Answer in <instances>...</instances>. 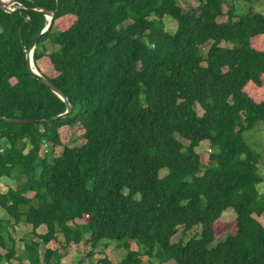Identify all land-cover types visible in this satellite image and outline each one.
Listing matches in <instances>:
<instances>
[{
    "label": "trees",
    "instance_id": "obj_1",
    "mask_svg": "<svg viewBox=\"0 0 264 264\" xmlns=\"http://www.w3.org/2000/svg\"><path fill=\"white\" fill-rule=\"evenodd\" d=\"M13 1L0 8V119L40 122L0 120V180L16 185L0 208L13 224L25 217L43 245L62 233L65 253L87 244L88 257L117 241L129 252L119 264H264L263 156L245 139L264 127V93L250 94L264 88V0L257 10L255 0ZM35 9L55 13L44 34ZM36 39V69L72 106L64 119L52 121L67 105L28 67ZM76 127L83 145L57 156L60 131ZM228 210L236 231L214 245ZM13 224L0 219V264H62L61 250L42 258L32 239L17 255ZM180 227L183 238L201 231L174 243Z\"/></svg>",
    "mask_w": 264,
    "mask_h": 264
},
{
    "label": "rangeland",
    "instance_id": "obj_2",
    "mask_svg": "<svg viewBox=\"0 0 264 264\" xmlns=\"http://www.w3.org/2000/svg\"><path fill=\"white\" fill-rule=\"evenodd\" d=\"M16 5L11 6V8H15ZM254 9H260L261 8V0H255L254 1ZM165 29L169 31L170 33H174L177 28V23L175 20L166 17L164 19ZM56 26L55 28H57ZM208 47H204L201 52L203 55H205V52H207ZM48 50L51 52L52 48L48 46ZM38 66L42 70H44L46 73L49 72L51 69L50 63L48 58H43L39 63ZM14 82V80H12ZM264 93V88L262 89H251L250 94L252 96L257 97L260 94ZM200 113V108H199ZM264 127H259L255 131H252L250 133H247L245 135V139L248 143V145L256 152H259L263 156V160L261 163V168L264 169ZM82 131L79 128H64L60 131V137L61 142L63 144V147H57L55 152L57 156H60V154L63 151L64 147L68 148H74V147H80L83 145L84 141L82 139ZM184 145L187 146V143L185 141H182ZM197 153L199 156H201V161L204 165H209V158L211 155L210 152V144L208 142L202 143L201 147L197 150ZM264 171V170H263ZM264 173V172H263ZM9 187H16L15 181L10 179H2L0 180V192H6ZM258 190L260 194H264V181L258 185ZM0 219H9L11 223L13 224V218L8 215V213L0 208ZM235 221H236V214L233 210H228L224 212L220 220L217 222L215 227V232L217 236V240L214 245L218 244L221 241H224L229 234L235 233ZM259 221L264 224V217L259 218ZM76 223H82L81 221H76ZM32 227L27 224L25 217H22L19 222L16 224H13L12 226H8L7 232L8 237L5 236L7 241L9 242V237H12L15 241V251L16 254H20V252L23 250V245H25V241L33 240L40 243V253L41 257L43 258V255L47 249L51 250H61V253L63 255L62 258V264H77L79 260H83V264H97L98 261H100L104 257H108L114 264H119L122 262L128 255V251L126 249H123L119 246V242L117 241H102L99 246L94 250V254L92 257L86 256L89 251V245L80 243L77 247H74L73 249H69L67 253H65L62 249L65 247L66 240L62 233H59L57 236L56 241H52L48 245L41 244L40 239L37 237H34L32 235ZM47 229L46 227L42 226L37 230L38 234H44L46 233ZM200 227L194 228L190 232L187 233V235L183 238V227H180L178 230V233L176 236L173 237L172 242L176 243L181 239H184L185 242H188L190 238L194 237L196 234L200 233ZM9 245H12L10 242ZM108 245V246H106ZM134 249L141 250L140 247L134 246ZM65 253V254H64ZM146 262L152 261L154 264H176L174 261L169 262H163L162 258L157 255V259H148L147 257L144 258ZM14 264H17L16 261H13Z\"/></svg>",
    "mask_w": 264,
    "mask_h": 264
},
{
    "label": "water",
    "instance_id": "obj_3",
    "mask_svg": "<svg viewBox=\"0 0 264 264\" xmlns=\"http://www.w3.org/2000/svg\"><path fill=\"white\" fill-rule=\"evenodd\" d=\"M15 1L13 0H0V8L3 9V11L10 13L15 11V8H11V6L15 5ZM37 11L39 13L44 14L47 19L49 20V23L47 25V27L45 28V30L43 31V34L48 32L50 30V28L52 27V22H53V18L55 16V13H51L45 10H34ZM37 42L38 39H36V41L33 43L30 52L27 54V63H28V67L30 69V71L37 77V79H39L40 81L43 82L44 85L48 86L50 88V90L56 94L61 100H63L66 105H67V111L66 114L57 118H54L52 121L55 120H60V119H64L66 117H68L72 111V106L69 103L67 97L55 86L53 85L49 80H47L45 77H43L39 71L36 69L35 67V63H34V51L35 48L37 46ZM3 122H6L8 124H13V125H36L39 124L40 122L38 121H30V120H18V119H0ZM44 123V122H42Z\"/></svg>",
    "mask_w": 264,
    "mask_h": 264
}]
</instances>
